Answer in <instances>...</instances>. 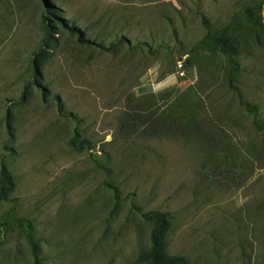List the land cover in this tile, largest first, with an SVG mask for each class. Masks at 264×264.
<instances>
[{
	"label": "rangeland",
	"instance_id": "obj_1",
	"mask_svg": "<svg viewBox=\"0 0 264 264\" xmlns=\"http://www.w3.org/2000/svg\"><path fill=\"white\" fill-rule=\"evenodd\" d=\"M260 1L0 0V172L16 199L0 223L12 207L31 221L43 264H144L140 211L159 210L188 264H264V132L228 87L227 56L196 47L203 17L231 32L236 86L264 117V36L243 16ZM47 5L61 20L49 31ZM76 131L91 149L69 146ZM0 264H34L14 222Z\"/></svg>",
	"mask_w": 264,
	"mask_h": 264
},
{
	"label": "trees",
	"instance_id": "obj_2",
	"mask_svg": "<svg viewBox=\"0 0 264 264\" xmlns=\"http://www.w3.org/2000/svg\"><path fill=\"white\" fill-rule=\"evenodd\" d=\"M264 0L256 2L243 11V16L247 23L251 26L258 37L264 36V23L262 20ZM55 20H51L50 17ZM43 19L50 23L46 28L49 31L54 25H58L57 21H61L57 18V15L53 13L51 5H47V10L43 14ZM202 24L206 30V35L200 40L196 47L204 52L216 53L221 52L226 55L230 63V71L228 75V87L234 91L239 100V104L243 107L244 111L252 116V125L256 132H264V117H261L259 108L252 103L245 101L241 91L236 86V78L240 71V63L238 61L239 56V43L236 38L232 36L231 32L227 29L215 30L210 21L206 18H202ZM64 25V24H63ZM50 57V53L47 50L41 49L34 54L32 60V67L34 73L37 74L44 63ZM69 146L76 152H81L85 149H91L90 141L82 139L79 133L76 131L75 135L69 140ZM214 149L216 145H213ZM251 156H257L258 153L255 150L254 145L250 144L248 149ZM255 158V157H254ZM109 188H114L112 185H108ZM15 191V178L11 171L3 166L0 172V201L4 202H16V199L12 198ZM115 198L117 203L121 198L117 189H114ZM141 212L142 218L152 225L150 233V247L142 252L137 263L144 264H188V261L181 256H175L169 254L168 247V232L170 229V215L167 212L159 210H149ZM10 222H14L15 225L23 232L25 240L31 250L34 264H43L41 260V248L35 237V228L31 221L26 219H15V207H12L6 214L3 223L0 225L7 226Z\"/></svg>",
	"mask_w": 264,
	"mask_h": 264
}]
</instances>
